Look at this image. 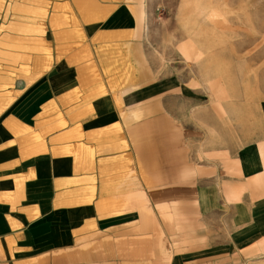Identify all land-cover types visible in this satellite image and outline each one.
<instances>
[{
    "label": "crops",
    "instance_id": "crops-1",
    "mask_svg": "<svg viewBox=\"0 0 264 264\" xmlns=\"http://www.w3.org/2000/svg\"><path fill=\"white\" fill-rule=\"evenodd\" d=\"M149 13L0 0V264H264V124L200 127Z\"/></svg>",
    "mask_w": 264,
    "mask_h": 264
},
{
    "label": "rangeland",
    "instance_id": "rangeland-1",
    "mask_svg": "<svg viewBox=\"0 0 264 264\" xmlns=\"http://www.w3.org/2000/svg\"><path fill=\"white\" fill-rule=\"evenodd\" d=\"M149 9L144 46L158 79L191 87L203 129L214 100L255 135L264 124V0H149Z\"/></svg>",
    "mask_w": 264,
    "mask_h": 264
}]
</instances>
